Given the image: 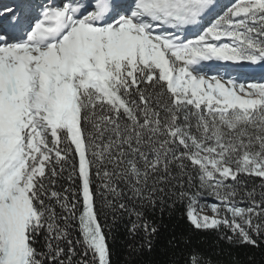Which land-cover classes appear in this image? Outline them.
Listing matches in <instances>:
<instances>
[{"label":"snow or ice","instance_id":"6c2138e0","mask_svg":"<svg viewBox=\"0 0 264 264\" xmlns=\"http://www.w3.org/2000/svg\"><path fill=\"white\" fill-rule=\"evenodd\" d=\"M24 9L0 23V264H111L100 211L149 238L146 214L177 204L258 246L264 77L248 73L264 70V0Z\"/></svg>","mask_w":264,"mask_h":264},{"label":"trees","instance_id":"16d2710c","mask_svg":"<svg viewBox=\"0 0 264 264\" xmlns=\"http://www.w3.org/2000/svg\"><path fill=\"white\" fill-rule=\"evenodd\" d=\"M241 179L247 180L251 187L253 183L259 184L260 178L242 175ZM97 208H100L99 201ZM184 212L185 206L181 204L171 210L165 208L163 214L159 208L148 212L147 219L158 227V232L145 238L143 231L129 235L126 215L113 223L110 212L100 211L99 222L107 237L111 264H264V235L254 237L258 246L229 243L219 239L223 233L231 235L227 229H195ZM73 236L78 237L79 233L73 231ZM149 240L150 251L147 248Z\"/></svg>","mask_w":264,"mask_h":264},{"label":"rangeland","instance_id":"374dc122","mask_svg":"<svg viewBox=\"0 0 264 264\" xmlns=\"http://www.w3.org/2000/svg\"><path fill=\"white\" fill-rule=\"evenodd\" d=\"M205 201H206V203H208V204H211V203H217V201H215L213 198H204V199H202V200L200 201V204H201V205L204 204ZM197 212H198L199 214H201V215H209V216L212 215L211 210H210L209 208H207V207H205V208L203 209V211H201V209H200V205H197Z\"/></svg>","mask_w":264,"mask_h":264}]
</instances>
